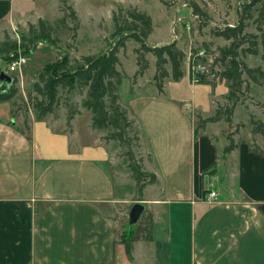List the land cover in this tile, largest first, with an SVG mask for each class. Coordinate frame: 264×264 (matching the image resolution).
<instances>
[{"label": "crops", "instance_id": "crops-1", "mask_svg": "<svg viewBox=\"0 0 264 264\" xmlns=\"http://www.w3.org/2000/svg\"><path fill=\"white\" fill-rule=\"evenodd\" d=\"M75 1L67 3L79 30L78 5L101 1ZM114 7L106 10L110 19ZM62 12V0H0V36L39 19L53 23ZM255 56L252 66L264 68ZM137 70L122 79L119 95L146 138L147 170L157 175L147 200L154 240L136 241L131 255L120 242L114 216L124 185L106 130L93 127L83 105L86 93L70 125L64 106L33 114L29 129L10 110L0 114V264H264V137L251 123L246 135L234 130V115L231 124L208 122L196 134L194 115L210 116L217 101L207 110L181 88L170 92L171 74L160 92L155 72L135 81ZM254 89L264 100V86ZM229 128L235 148L225 152Z\"/></svg>", "mask_w": 264, "mask_h": 264}, {"label": "rangeland", "instance_id": "rangeland-1", "mask_svg": "<svg viewBox=\"0 0 264 264\" xmlns=\"http://www.w3.org/2000/svg\"><path fill=\"white\" fill-rule=\"evenodd\" d=\"M101 2H83L78 6L81 8L82 26L77 30V19L70 16L71 8H63L61 18L65 17V22L59 21V19L53 21L55 31L53 35L58 38L57 44L52 46L46 42H38L37 48H33V40L27 34L29 26L19 27L14 30L5 31L4 36H0V41L9 39L11 43L16 42L15 48L10 49L9 56L0 58V72L7 70L8 64L12 57L23 54L27 58V62L23 66L21 71L14 73V76L18 78V82L15 84L18 88V92L15 97L10 100L0 101V114L4 111H11L10 116H17L23 125L25 119H31L33 114L37 117V114L32 106V101L28 100L29 94L32 97L37 96V92L34 89V83L39 80L38 74L43 68L49 64L55 62L59 56L65 52L69 53L72 66H76L78 61L83 55L99 54L102 50H108L113 44L116 43L117 37L113 36L114 21L110 19L106 10L111 6H115L114 10H118L119 6H123L124 13L129 8H137L138 10L149 14L153 20V31L147 38V44L150 46H160L166 44L168 41H177L178 46L183 49L188 57L190 52L207 48L208 55L201 57V61L208 69L207 76L210 79H214L218 82L217 89L208 82H192L189 73V64L184 63L185 74L180 78L181 82L176 83V79L171 76L168 81V87L170 92L175 89L181 88L183 96L192 98L195 96L198 100H201L202 108L206 107L207 110L212 108V100L219 102L226 99L228 93V87L225 82L220 81L219 74L217 73L220 68V64H213L215 57L219 52V47L230 43L229 40L223 37L217 36L215 29L217 27H224L226 25H235L239 20V9L246 0H100ZM77 3V0L75 1ZM122 2V3H121ZM195 5H197L201 12L200 15L195 11ZM258 7H261L259 5ZM90 8H96L100 19L94 17V13L90 12ZM113 10V11H114ZM198 13V19L193 18V15ZM101 14V16H100ZM175 19H181L176 25L179 27L181 34L180 40H174L172 33V25ZM258 11L255 8L254 17L246 20L248 32H258L257 28ZM187 23H190V28H187ZM264 22H262V25ZM95 25L94 31L91 29ZM78 31V34H77ZM25 35V38H23ZM2 39V40H1ZM141 44L135 39H129L126 45L120 48L119 57L121 59L120 69L123 70L122 79H127L128 74H132L138 66L136 48H139ZM30 48V49H29ZM29 49V50H28ZM147 59L149 66L144 75H151L156 71L157 58L152 52L147 53ZM260 56V55H258ZM257 56L247 54L243 59L252 66L254 59ZM261 57V56H260ZM187 59H185L186 61ZM76 61V62H75ZM170 67V66H169ZM172 75V74H171ZM168 77V76H167ZM127 80L124 81V84ZM196 85L193 87L192 84ZM198 85V86H197ZM254 83L251 84L250 89L246 88L242 101L238 104L235 114L234 130H243L242 134H247L250 127L251 117L255 116L257 119L264 118V100L259 99L254 95ZM7 82L0 80V91L8 88ZM198 87V88H197ZM126 88L123 86V91ZM216 93H215V92ZM87 93V89H76L72 92L60 90L61 102L56 110L60 107H66L73 104V107H80V100L83 95ZM214 95V98H211ZM87 96V95H86ZM71 103V104H70ZM222 104V103H221ZM124 106V105H123ZM125 107V106H124ZM67 108V107H66ZM127 108V107H126ZM128 109V108H127ZM129 111V109H128ZM130 119H132L130 131V141L128 145L122 147L118 141L110 140L114 146V161L118 163L121 181L124 185L122 190L126 196L123 202L117 204V211L115 213V222L117 227V233L119 238L125 228V225L129 221V213L131 206L141 201L146 205V208L151 211L147 202L151 197L150 190L146 186L143 191V195H140L137 189V184L133 178L131 169L129 167L128 157L133 154L135 161L142 165L144 169H148L147 160L149 159V153L147 149L146 138L143 135L142 128L134 115L129 111ZM212 111L209 112L211 114ZM16 114V115H15ZM194 121L196 127L198 125V115H194ZM26 126L24 125V128ZM230 127V128H231ZM228 129V135L232 134L231 129ZM220 130L222 131L221 127ZM107 134V132H106ZM103 138L105 137V135ZM241 134V135H242ZM84 141L88 137H82ZM86 138V139H85ZM154 233V230H153ZM121 239V238H120Z\"/></svg>", "mask_w": 264, "mask_h": 264}, {"label": "trees", "instance_id": "trees-1", "mask_svg": "<svg viewBox=\"0 0 264 264\" xmlns=\"http://www.w3.org/2000/svg\"><path fill=\"white\" fill-rule=\"evenodd\" d=\"M62 2L63 8L72 9L69 14L77 19L76 29H78L79 19L76 11L67 3V0H62ZM259 5L261 7H258ZM255 8L258 11V32H248L246 31V20L254 17ZM195 11L202 13L197 5H195ZM122 12L124 13L123 6H119L118 10L113 11V36L117 37V41L107 51L83 55L79 61L78 59L77 62L75 61L77 64L75 67L72 66L69 53L65 52L55 62L47 64L39 72V80L34 83L37 96L32 97L29 94L28 97V100L32 101L37 118H42L56 111L61 102V89L72 92L76 89L86 88L87 96L83 105L93 113V127L106 130L107 134L104 139L107 141H118L122 147L128 145L131 137L129 130H131L133 120L130 119L128 109L120 101L119 87L123 77V70L120 69V48L124 47L131 38L141 44L135 50L139 66L134 75L135 81L139 76L145 74L149 66L147 53L152 52L156 56V71L153 79L160 92H163L165 78L169 74H172L176 80L184 75L183 66L187 56L185 51L178 46L177 41H171L160 46L147 44V38L153 31V20L149 14L134 7L127 9L125 15ZM200 18H202L201 15ZM59 21L65 22V17ZM262 22H264V0H246L239 9V20L235 25H226L215 29L217 36L230 41V43L219 47V52L213 63L220 64L217 73L220 81L223 80L226 83L228 93L225 102L222 104L218 102L210 116L198 115L196 134L198 128L204 127L208 122L223 120L231 124L235 110L242 101L246 88L250 89L252 83L264 86V68L261 65L250 66L243 59L247 54H252L260 55L264 60V24L262 25ZM54 31L53 24L47 20L39 19L37 24L29 25L27 34L33 40V48H37L38 42H46L55 46L58 38L53 35ZM16 44L14 41L11 43L9 39L0 41V58L9 56L8 52L12 46L15 48L14 45ZM205 49L208 53V49ZM13 78V83L5 90L0 91V101L10 100L16 96L18 88L15 84L18 82V78L14 75ZM200 81L208 82L213 86L217 83L207 75H203ZM66 107L68 109V124L70 125L79 109L73 107V104ZM250 123L253 133L261 134L264 137V121L252 116ZM25 124L26 128L29 129L27 119H25ZM228 138L230 141L225 152H230L235 148L232 135L229 134ZM128 160L138 192L143 195L148 184L157 182V175L138 164L133 154L128 157ZM153 224L154 213L147 208L136 224L130 226L129 221L127 222L121 234L120 242L125 245L129 255H131L136 241L154 240Z\"/></svg>", "mask_w": 264, "mask_h": 264}, {"label": "built area", "instance_id": "built-area-1", "mask_svg": "<svg viewBox=\"0 0 264 264\" xmlns=\"http://www.w3.org/2000/svg\"><path fill=\"white\" fill-rule=\"evenodd\" d=\"M193 18L198 19L199 15L194 14ZM180 22L179 19H175L172 25V33L174 35V40H180L181 34L179 31V27L176 25ZM187 28H190V23H187ZM208 55L207 50L205 48L200 49L197 53L193 51L190 52V55L187 57L189 62V69L191 73V79L193 82H199L203 75L208 74V69L206 68L205 64L202 63L201 57H206ZM27 62V58L23 54H18L12 57L10 63L8 64L7 70H5L8 74L14 75V73L21 71L25 63ZM217 197V192L215 190H210L208 193V199L210 202L213 201Z\"/></svg>", "mask_w": 264, "mask_h": 264}, {"label": "water", "instance_id": "water-1", "mask_svg": "<svg viewBox=\"0 0 264 264\" xmlns=\"http://www.w3.org/2000/svg\"><path fill=\"white\" fill-rule=\"evenodd\" d=\"M0 80L2 82H7V84L10 85L13 83L14 78L12 75L8 74L5 70H2L0 72ZM145 209H146V205L141 201H137L131 206L129 213L130 226L136 224L139 221Z\"/></svg>", "mask_w": 264, "mask_h": 264}]
</instances>
